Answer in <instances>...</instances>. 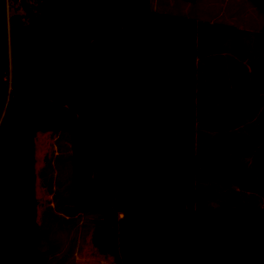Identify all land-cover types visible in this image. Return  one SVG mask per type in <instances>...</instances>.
I'll list each match as a JSON object with an SVG mask.
<instances>
[{"label":"trees","instance_id":"trees-1","mask_svg":"<svg viewBox=\"0 0 264 264\" xmlns=\"http://www.w3.org/2000/svg\"><path fill=\"white\" fill-rule=\"evenodd\" d=\"M27 1L0 0V264H48L62 132L72 212L96 215L79 264H264V26Z\"/></svg>","mask_w":264,"mask_h":264},{"label":"rangeland","instance_id":"rangeland-1","mask_svg":"<svg viewBox=\"0 0 264 264\" xmlns=\"http://www.w3.org/2000/svg\"><path fill=\"white\" fill-rule=\"evenodd\" d=\"M153 9L192 18L225 20L224 16L232 6L226 0H151ZM207 10V12H206ZM10 13L14 11L11 6ZM19 12H24L20 9ZM224 12L223 15H220ZM258 26H250L251 29ZM50 161L41 171L46 188V207L41 215L42 257L48 264H79L96 215L73 214L71 181V141L68 132L53 138Z\"/></svg>","mask_w":264,"mask_h":264},{"label":"crops","instance_id":"crops-1","mask_svg":"<svg viewBox=\"0 0 264 264\" xmlns=\"http://www.w3.org/2000/svg\"><path fill=\"white\" fill-rule=\"evenodd\" d=\"M232 7L225 13V20L220 19L219 16L216 19L212 18H196L199 20H206L211 22H221L225 24H231L242 29L249 31H259L264 26V14L250 1V0H226ZM207 12V10H206ZM222 12L220 15H223ZM258 26L251 29L250 26Z\"/></svg>","mask_w":264,"mask_h":264},{"label":"water","instance_id":"water-1","mask_svg":"<svg viewBox=\"0 0 264 264\" xmlns=\"http://www.w3.org/2000/svg\"><path fill=\"white\" fill-rule=\"evenodd\" d=\"M21 1V7L24 11H27L28 9V1L27 0H20Z\"/></svg>","mask_w":264,"mask_h":264},{"label":"built area","instance_id":"built-area-1","mask_svg":"<svg viewBox=\"0 0 264 264\" xmlns=\"http://www.w3.org/2000/svg\"><path fill=\"white\" fill-rule=\"evenodd\" d=\"M20 1V0H19ZM20 5H21V1H20Z\"/></svg>","mask_w":264,"mask_h":264}]
</instances>
